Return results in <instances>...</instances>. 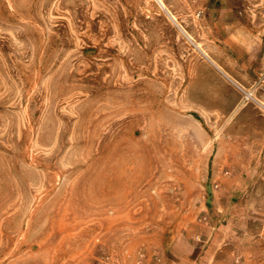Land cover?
<instances>
[{
    "label": "rangeland",
    "instance_id": "rangeland-1",
    "mask_svg": "<svg viewBox=\"0 0 264 264\" xmlns=\"http://www.w3.org/2000/svg\"><path fill=\"white\" fill-rule=\"evenodd\" d=\"M160 1L0 0V264H214L264 222L190 89L261 78L264 0Z\"/></svg>",
    "mask_w": 264,
    "mask_h": 264
},
{
    "label": "crops",
    "instance_id": "crops-1",
    "mask_svg": "<svg viewBox=\"0 0 264 264\" xmlns=\"http://www.w3.org/2000/svg\"><path fill=\"white\" fill-rule=\"evenodd\" d=\"M214 65L216 69H221L218 65ZM262 66H264V63H262ZM208 68H210L209 65L199 67L197 80L192 83L190 89L191 101L200 107L201 112L206 111L208 114H214L216 118H221L224 121V128L220 133L221 136L218 138L213 155V164L216 167L215 173L219 175L220 167L235 168L239 176L243 177L236 181L249 183L247 195L250 200L243 213L247 215L264 214V78L262 79L264 73L260 71L259 77L261 78L255 79L251 83L243 77L234 78L233 80L236 81L234 83L238 84L233 87L229 85L224 76L215 73V69ZM204 69H208L212 74L214 73L217 78L215 83L209 81L204 74L201 75L200 70L203 72ZM260 81L261 83H259ZM198 82L208 83L210 94L207 90H202V93H198V97L194 95L193 89ZM258 83L259 85L254 92L255 98L248 100H246L244 89L239 88L240 86L237 87V85H241L247 88ZM224 88L227 89L223 91ZM231 90L235 93L233 98L228 95ZM229 101L232 102L230 106L228 105ZM222 181L227 182V179ZM222 196L229 198L242 195L239 190L237 193L236 190H233L228 194L223 193ZM261 203H263V207H261ZM241 230L245 234H241ZM218 232H222V235L216 234L215 247L218 251L216 252L214 264H231L235 262L234 253L224 255L223 252H219V247L221 242L224 241L223 238H225L224 234L226 232H230L232 236V239L227 240V243L243 247L244 253L239 255L243 262L247 264H264V222L262 224L248 222L247 225H241L238 228L222 226L218 229ZM236 233L240 236H237ZM190 261V259H186L185 264H192L193 262ZM126 262L124 261L121 264H126ZM144 264L178 263L175 260L157 259L146 261Z\"/></svg>",
    "mask_w": 264,
    "mask_h": 264
},
{
    "label": "bare ground",
    "instance_id": "bare-ground-1",
    "mask_svg": "<svg viewBox=\"0 0 264 264\" xmlns=\"http://www.w3.org/2000/svg\"><path fill=\"white\" fill-rule=\"evenodd\" d=\"M160 1V0H159ZM161 2V1H160ZM162 4V3H161ZM163 5V4H162ZM164 6V5H163ZM254 93V92H253ZM253 93H248L246 98L247 99H252L253 98ZM248 104V102H246ZM246 106V105H245ZM244 107V106H243ZM241 110V109H240ZM233 112V111H232ZM235 114V113H234ZM229 117V116H228ZM233 119V118H232ZM230 120V119H229ZM229 123V122H228Z\"/></svg>",
    "mask_w": 264,
    "mask_h": 264
},
{
    "label": "built area",
    "instance_id": "built-area-1",
    "mask_svg": "<svg viewBox=\"0 0 264 264\" xmlns=\"http://www.w3.org/2000/svg\"><path fill=\"white\" fill-rule=\"evenodd\" d=\"M253 99V98H252ZM108 259V258H107ZM108 263V262H107Z\"/></svg>",
    "mask_w": 264,
    "mask_h": 264
}]
</instances>
